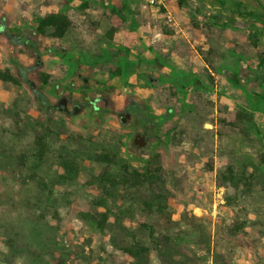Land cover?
Returning a JSON list of instances; mask_svg holds the SVG:
<instances>
[{
  "label": "rangeland",
  "instance_id": "obj_1",
  "mask_svg": "<svg viewBox=\"0 0 264 264\" xmlns=\"http://www.w3.org/2000/svg\"><path fill=\"white\" fill-rule=\"evenodd\" d=\"M262 4L169 0L146 99L32 95L5 51L0 264H264Z\"/></svg>",
  "mask_w": 264,
  "mask_h": 264
},
{
  "label": "crops",
  "instance_id": "obj_2",
  "mask_svg": "<svg viewBox=\"0 0 264 264\" xmlns=\"http://www.w3.org/2000/svg\"><path fill=\"white\" fill-rule=\"evenodd\" d=\"M227 1L196 0L207 14L220 12V3ZM172 16L143 7L140 0H0V109L12 95L8 86L20 83L16 74H2L8 65L3 54L8 50L18 56V65L35 86L32 95H72L87 101L106 95L104 99L130 101L127 92H133L146 99L150 95L146 67L158 59V47L165 43L160 37L169 27L179 26ZM183 18L192 25L187 14ZM218 18L226 20L224 14ZM229 30H220L218 39L224 40ZM184 31L186 26L177 32ZM11 38L18 42L7 47L5 40ZM241 52L256 63L251 48ZM199 248L213 257L211 239Z\"/></svg>",
  "mask_w": 264,
  "mask_h": 264
},
{
  "label": "built area",
  "instance_id": "obj_3",
  "mask_svg": "<svg viewBox=\"0 0 264 264\" xmlns=\"http://www.w3.org/2000/svg\"><path fill=\"white\" fill-rule=\"evenodd\" d=\"M143 7L157 10H167L169 0H140Z\"/></svg>",
  "mask_w": 264,
  "mask_h": 264
},
{
  "label": "trees",
  "instance_id": "obj_4",
  "mask_svg": "<svg viewBox=\"0 0 264 264\" xmlns=\"http://www.w3.org/2000/svg\"><path fill=\"white\" fill-rule=\"evenodd\" d=\"M261 6H262V10H263V12H262L261 15L264 17V4H262ZM45 22H47V18L44 19L43 23H45ZM218 24H220V25H222V26L228 25V23L225 22V21H218Z\"/></svg>",
  "mask_w": 264,
  "mask_h": 264
},
{
  "label": "water",
  "instance_id": "obj_5",
  "mask_svg": "<svg viewBox=\"0 0 264 264\" xmlns=\"http://www.w3.org/2000/svg\"><path fill=\"white\" fill-rule=\"evenodd\" d=\"M138 140H140V137L139 136L136 137V141H138ZM141 143L143 144V142H141Z\"/></svg>",
  "mask_w": 264,
  "mask_h": 264
}]
</instances>
